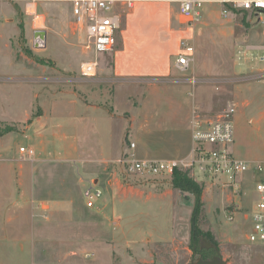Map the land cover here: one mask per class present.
I'll list each match as a JSON object with an SVG mask.
<instances>
[{"label":"rangeland","instance_id":"rangeland-1","mask_svg":"<svg viewBox=\"0 0 264 264\" xmlns=\"http://www.w3.org/2000/svg\"><path fill=\"white\" fill-rule=\"evenodd\" d=\"M167 4L169 34L163 5L137 1L132 10L120 12L117 51L98 54L96 74L84 78L80 64L93 53L68 3H39L42 17L34 21L20 0H0V167L8 166L10 156L27 161L19 147L29 146L27 126L47 101L73 96L118 116L109 137L110 151L117 155L103 176L117 179L118 196L100 208L101 216L82 214L103 215L98 224L89 221L87 236L85 226L69 228L64 216L60 223L49 222L50 215L41 210L33 264L194 263L199 256L189 246L193 195L173 187L172 175H128L125 161L130 153L142 159L186 158L192 109L214 117L229 106L235 108L230 150L237 158L262 162L263 169L243 174L238 194L225 177H205L192 167L178 170L202 188L196 225L212 235L221 264H260V247L246 234L254 185L264 179V13L206 2L191 30L179 16L178 3ZM38 30L45 32L44 39L36 37ZM181 37L193 38L194 44L192 69L186 72L174 67ZM149 65L155 72L147 71ZM192 72L194 87L187 81ZM86 140L93 151L95 139ZM64 165L73 173L80 169L77 162Z\"/></svg>","mask_w":264,"mask_h":264},{"label":"crops","instance_id":"crops-1","mask_svg":"<svg viewBox=\"0 0 264 264\" xmlns=\"http://www.w3.org/2000/svg\"><path fill=\"white\" fill-rule=\"evenodd\" d=\"M137 1L160 5V9L164 7L168 19L166 31L172 33L167 2L175 0ZM120 40L122 46L128 39ZM115 67L111 68L113 74ZM147 71L155 72L151 65ZM41 107L42 112L33 117L25 136L29 142L25 147L33 148L34 155L25 162L10 156L8 166L0 167V264L34 263V251H38L40 238L41 210L50 215L49 222L60 223L64 219L71 224L69 228L77 229V224L82 228L85 226L84 235L87 236L89 221L94 220L98 224L103 215L101 219L99 216L93 219L82 214L95 211L100 215V208L118 196L113 189L117 179L105 181L103 177L107 175L109 162L117 155L110 151L109 137L113 119L118 116L105 111L99 104L73 96L54 98ZM122 119L125 127L126 119ZM104 136L107 142H104ZM86 138L95 139L97 146L93 151ZM13 161H16L15 166L11 165ZM69 162L79 163L80 169L73 173L70 165H64ZM45 163L54 167H45ZM89 186L99 189L100 196L86 199L83 193ZM61 211H64L62 215ZM111 223L118 224L117 220Z\"/></svg>","mask_w":264,"mask_h":264},{"label":"built area","instance_id":"built-area-1","mask_svg":"<svg viewBox=\"0 0 264 264\" xmlns=\"http://www.w3.org/2000/svg\"><path fill=\"white\" fill-rule=\"evenodd\" d=\"M25 12L33 20L42 17L38 12L39 3L65 2L70 5L74 21L83 28L86 47L93 53V58L80 64L81 77H93L99 66L98 54H111L116 50L117 34L121 25L120 12L134 7L137 0H20ZM178 12L191 30L201 18L203 4L209 0H175ZM242 11L264 13V0H218ZM226 12V11H224ZM179 52L175 55L174 67L180 72L192 69L194 62V44L191 37H181L178 42ZM260 59H264L261 57ZM194 87L197 79L193 72L187 78ZM235 108L229 106L214 117H205L198 108L191 111L189 121L190 151L186 158L156 160L134 158L129 154L125 161L128 175L153 177L171 176L173 171L181 167H192L197 174L205 177H225L227 187L236 194L241 187V176L251 171H261L260 161H246L233 155L230 147L234 139L233 115ZM134 144L132 143V146ZM19 153L27 158L34 155V149L20 146ZM256 199L247 211L248 232L246 238L250 243L260 247V264H264V179L254 185ZM101 191L91 186L84 190L86 199L99 197ZM229 218H232L229 215Z\"/></svg>","mask_w":264,"mask_h":264},{"label":"trees","instance_id":"trees-1","mask_svg":"<svg viewBox=\"0 0 264 264\" xmlns=\"http://www.w3.org/2000/svg\"><path fill=\"white\" fill-rule=\"evenodd\" d=\"M171 184L178 188L182 193L193 195L194 202L191 214V233H190V249L203 260H212L214 257H220L217 243L212 235L207 231H202L196 225L198 215L201 209L202 188L185 172L178 169L172 173Z\"/></svg>","mask_w":264,"mask_h":264},{"label":"water","instance_id":"water-1","mask_svg":"<svg viewBox=\"0 0 264 264\" xmlns=\"http://www.w3.org/2000/svg\"><path fill=\"white\" fill-rule=\"evenodd\" d=\"M36 37L44 39L45 37V32L38 30L35 32ZM221 258L220 257H214L212 260H203L200 257L192 264H221Z\"/></svg>","mask_w":264,"mask_h":264},{"label":"bare ground","instance_id":"bare-ground-1","mask_svg":"<svg viewBox=\"0 0 264 264\" xmlns=\"http://www.w3.org/2000/svg\"><path fill=\"white\" fill-rule=\"evenodd\" d=\"M38 20V19H37ZM40 39V38H39Z\"/></svg>","mask_w":264,"mask_h":264}]
</instances>
